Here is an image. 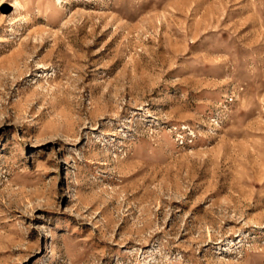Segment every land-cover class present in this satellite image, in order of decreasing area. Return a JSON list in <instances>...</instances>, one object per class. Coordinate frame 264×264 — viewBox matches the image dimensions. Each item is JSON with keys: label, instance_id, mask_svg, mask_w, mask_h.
<instances>
[{"label": "rangeland", "instance_id": "obj_1", "mask_svg": "<svg viewBox=\"0 0 264 264\" xmlns=\"http://www.w3.org/2000/svg\"><path fill=\"white\" fill-rule=\"evenodd\" d=\"M0 264H264V0H0Z\"/></svg>", "mask_w": 264, "mask_h": 264}]
</instances>
